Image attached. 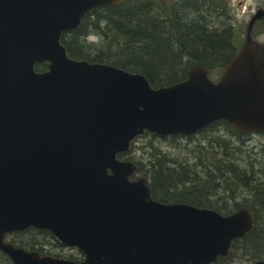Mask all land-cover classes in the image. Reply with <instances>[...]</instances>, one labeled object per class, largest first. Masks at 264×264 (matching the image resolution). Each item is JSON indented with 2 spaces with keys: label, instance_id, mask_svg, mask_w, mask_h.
I'll use <instances>...</instances> for the list:
<instances>
[{
  "label": "water",
  "instance_id": "obj_1",
  "mask_svg": "<svg viewBox=\"0 0 264 264\" xmlns=\"http://www.w3.org/2000/svg\"><path fill=\"white\" fill-rule=\"evenodd\" d=\"M123 1L0 0V250L14 264H76L5 240L29 227L79 249L78 264H211L253 227L247 207L223 215L153 199L118 155L145 132L187 137L219 121L264 132V41L252 35L264 9L217 80L195 65L154 88L140 73L73 59L61 43L91 9Z\"/></svg>",
  "mask_w": 264,
  "mask_h": 264
},
{
  "label": "trees",
  "instance_id": "obj_2",
  "mask_svg": "<svg viewBox=\"0 0 264 264\" xmlns=\"http://www.w3.org/2000/svg\"><path fill=\"white\" fill-rule=\"evenodd\" d=\"M233 20L231 0H124L91 9L60 40L73 59L140 73L159 88L184 80L195 65L220 73L243 43L236 39ZM89 36L96 40H88ZM47 65L42 62L34 67L41 72ZM252 133L264 135L240 131L224 121L187 137L161 138L145 132L118 155L136 164L131 178L146 177L157 201L186 203L223 215L242 207L250 209L251 231L233 240L228 255L212 264H228L235 255L252 263L264 260V144L255 151L247 142ZM198 134L202 138L194 141ZM178 139L192 143L181 144ZM167 140L173 150L156 143ZM5 240L54 257H62L56 250L65 247L49 231L33 227L9 233ZM82 255L77 250L64 257L78 262ZM0 264L14 263L0 250Z\"/></svg>",
  "mask_w": 264,
  "mask_h": 264
},
{
  "label": "rangeland",
  "instance_id": "obj_3",
  "mask_svg": "<svg viewBox=\"0 0 264 264\" xmlns=\"http://www.w3.org/2000/svg\"><path fill=\"white\" fill-rule=\"evenodd\" d=\"M231 7L233 11V16H234L233 24L236 28V39L243 41L244 36H245L246 26H247L249 19L251 18L252 14L255 12L257 8L264 9V0H231ZM253 31L256 34L255 37L257 39L264 41V24L262 23L261 20L256 22ZM88 40H96V37L89 36ZM218 76H219V71L210 72L211 79L217 80ZM202 136L203 134L196 135L194 141L196 139L198 141V139H201ZM248 138H249V141L247 140V142H250L249 143L250 146L255 147L254 149L255 151H257L260 148V146L264 144V135L252 133L250 136H248ZM178 141L181 144H185L186 142H191V141H187L186 139H178ZM156 143L164 146L165 148H168V150H173L172 148L168 147L170 145L168 140L164 142L156 141ZM138 144H141V143H138ZM186 152L187 151L183 152V154L190 157V155ZM47 246L53 247L49 245ZM56 252L60 254L62 257L69 255V254H76L75 249L67 247V246L63 248H57ZM245 259H246L245 257H239V255H235L234 258L228 259L229 260L228 264H252V262L245 260Z\"/></svg>",
  "mask_w": 264,
  "mask_h": 264
},
{
  "label": "flooded vegetation",
  "instance_id": "obj_4",
  "mask_svg": "<svg viewBox=\"0 0 264 264\" xmlns=\"http://www.w3.org/2000/svg\"><path fill=\"white\" fill-rule=\"evenodd\" d=\"M260 20H262V23L264 24V19L262 18V19H259V20H257V21H260ZM257 21H256V22H257ZM256 22H255V23H256ZM44 71H45V70H44ZM33 228H34V227H33ZM36 229H38V228H36ZM40 230H43V229H40ZM47 231H48V230H47ZM5 238H6V236H5ZM8 242H9V241H8ZM47 245H48V244H47ZM64 246H65V245H64ZM67 247H69V246H67ZM70 248H73V249H75L76 251L79 250V249H76V247H70ZM228 252H229V251H228ZM227 255H228V253H227L225 256H218L217 260H218L219 258L226 257ZM83 257H84V254L81 256V259H80L78 262H76V261L73 260V259H71V260H73L76 264H78L79 262H81V260L83 259ZM64 258H66V257H64ZM68 259H69V258H68ZM217 260H216V261H217ZM216 261H215V262H216ZM257 261H258V260H257ZM255 262H256V261H255ZM213 263H214V262H213ZM253 263H254V262H253ZM253 263H252V264H253ZM211 264H212V263H211Z\"/></svg>",
  "mask_w": 264,
  "mask_h": 264
},
{
  "label": "bare ground",
  "instance_id": "obj_5",
  "mask_svg": "<svg viewBox=\"0 0 264 264\" xmlns=\"http://www.w3.org/2000/svg\"><path fill=\"white\" fill-rule=\"evenodd\" d=\"M262 21V20H261Z\"/></svg>",
  "mask_w": 264,
  "mask_h": 264
}]
</instances>
